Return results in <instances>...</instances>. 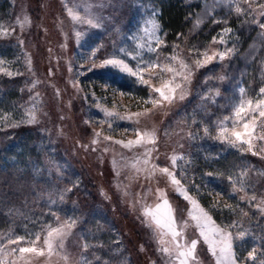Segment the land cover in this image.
I'll use <instances>...</instances> for the list:
<instances>
[{
  "label": "rangeland",
  "instance_id": "rangeland-1",
  "mask_svg": "<svg viewBox=\"0 0 264 264\" xmlns=\"http://www.w3.org/2000/svg\"><path fill=\"white\" fill-rule=\"evenodd\" d=\"M237 2L247 15L235 11ZM260 4H264V0H232L230 4L225 0H204L187 35L167 43L179 45L181 58L191 55L188 49L192 45L200 46L201 51L205 46L224 50L225 45L219 43V33L222 28H231L233 32L226 33L224 39L228 41V48H232L235 42V51L222 64L213 61L197 69L184 100L154 107L141 103L140 98H146L147 92L134 83L133 78L102 69H93L89 73L85 59L81 58L89 54L93 45L103 44L111 49L113 41L118 45L123 41L121 46L134 52L138 44L134 37L137 36L143 37L139 42L145 44V57L152 56L147 51L148 37L143 31L151 28L148 21L157 20V8L151 0H0V27L9 32L8 35L0 32V67L12 72L11 76L0 72V90L10 92L8 95L13 98L11 105L0 112V126L8 122L31 130L38 140L37 154L47 155L48 171L53 177L63 180L72 190L83 192L81 203L74 194L70 211L57 215L62 222L68 219V214L72 219L81 218L64 239L62 248L57 247L51 256L26 253L24 261H17V264H80L82 255L91 264H96L94 257L100 260V264L106 261L110 264H179L175 251L169 255L157 250L163 247L158 241L157 226L150 216L144 214L145 208H155L160 202L157 188L167 193L178 224L182 219H188L184 237L189 241L198 239L196 254L190 258L189 264H216L215 257L187 215L190 205L176 193L169 177L160 169L168 167L175 171L177 178L202 206L200 195H207L217 203L227 201L223 198L224 188L215 191V185L202 177V171H216L210 163L216 160L217 153L221 156L236 151L227 147L221 149L207 139L201 140L203 127L192 122L191 114L195 111L198 121L209 124V120L197 111L205 102L201 97L209 89L218 88L222 96H228L233 93L226 85L236 89L239 83L249 96H255L254 90L264 86V37L258 36L261 31L258 23H264ZM68 9L91 19L104 18L103 26L96 29L73 20ZM213 36L217 37L216 42L212 41ZM171 54V48L162 46L161 56ZM69 60L83 66L78 75L76 64L70 71ZM129 63L134 66L135 62L129 58ZM220 75L228 79L218 82L216 78ZM205 76L209 77L207 82ZM121 80L140 90H122L118 84ZM152 83L158 85L159 81L152 80ZM104 84L110 85L108 91H104ZM115 89L132 95H120V92L113 91ZM93 92L95 96L91 95ZM97 103L120 113L140 112L137 127L154 132L153 140L131 149L114 143L134 139L136 132L130 122L123 120H112L114 130L108 131L107 123L98 122L104 121L105 117L96 107ZM217 103L224 104L225 101L218 100ZM145 107L153 111L144 113ZM208 111L219 114L211 104H208ZM29 112L35 115V123H20ZM7 129L15 127L6 126ZM93 130L101 133L98 139L93 136ZM197 132L199 135L195 139L189 136V133ZM261 134H264L262 130L257 129L253 144L254 152H261L259 156L264 158V142L258 139ZM109 135L113 141L104 139ZM94 139L95 144L92 143ZM145 147L152 149L150 157L145 156ZM173 156L176 157L175 163ZM145 159H148L147 164ZM152 165L158 166L154 172L151 171ZM250 166L248 162L238 161L233 172L237 170L238 177ZM224 175H232V172ZM240 179L244 181L243 176ZM77 181L78 187H73ZM225 181L215 182L221 183L220 186L229 184L231 188V184ZM193 183L201 185V192L196 191ZM232 194L243 196L240 192ZM75 206L79 213L75 212ZM212 219L224 227L213 216ZM52 224L56 226L54 222ZM166 239L171 245V238ZM8 242L0 241L6 248ZM85 243L96 247L84 249ZM37 246H43L42 241L37 242ZM241 246L245 257L252 247L245 239ZM5 259L11 260L12 257L5 256Z\"/></svg>",
  "mask_w": 264,
  "mask_h": 264
},
{
  "label": "snow or ice",
  "instance_id": "snow-or-ice-1",
  "mask_svg": "<svg viewBox=\"0 0 264 264\" xmlns=\"http://www.w3.org/2000/svg\"><path fill=\"white\" fill-rule=\"evenodd\" d=\"M231 2L232 0H225V3L230 4ZM258 7L261 9V14L264 15V4H260ZM235 11L238 14L243 12L247 15V13L240 8L238 2L236 3ZM68 13L73 20H78L80 23L87 24L96 29H100L103 26L102 19L104 18L97 17L96 19H91L86 16H80L79 13H74L71 9H68ZM253 19H255V14H253ZM213 22L216 23L217 21ZM147 23L151 25V28H145L143 31L148 37L147 51L152 53V56L148 58L145 57V44L139 42L143 40L141 36L134 37V39L138 41L137 48L134 52L129 51L125 46H121L123 41H121L119 45L113 41L111 49H108L103 44H97L90 47V52L87 56H81L88 65L87 71L89 73H91L93 69H102L106 72L114 71L124 74L126 77L133 78L134 83L146 89L147 97L140 98L141 103L144 105L151 104L157 107L163 106L166 102L171 104L177 99L184 100L188 95V86L191 85L193 74L197 69L204 68L213 61L222 64L225 59L229 58L230 54L235 51V42L232 48H228V41L224 39V35L226 33H232L233 29L222 28L219 33V43L225 45L224 50H213L210 46H205L203 51H201L200 46L192 45L188 49L191 55H188L186 58H181L178 52L179 45L175 43L168 44L165 39L166 33L161 35L163 29L160 23L155 18ZM199 23L200 21L197 20V24ZM258 27L261 29L258 36L264 37V23H258ZM0 32L4 35L9 34L8 30L2 27H0ZM79 35L80 33L78 32L77 36ZM177 35L179 36L180 34L178 33ZM212 41L216 42L217 37L213 36ZM18 42L21 44L23 43L22 41ZM162 46L171 48L173 54L161 56ZM78 47H82V45L78 44ZM193 57H195V59H193ZM129 58L135 62L134 66L129 63ZM68 63L71 71L72 66L76 64V62L69 60ZM76 67V74L78 75L79 68L83 66L76 64ZM0 72H7V75H12L11 71L3 67H0ZM208 79V76L204 77L205 82H207ZM226 79H228V77L224 75H220L216 78L218 82H224ZM233 79L235 78L233 77ZM152 80L159 81V84H153ZM109 88L110 85H103L104 91H108ZM226 88L233 94L222 96L219 89L216 88L214 90L209 89L207 92H204L201 97L202 101L205 102L199 105L197 111H200L204 115V119L209 120V124H204L203 120L198 121L195 111L191 114L192 122L194 124L199 123L203 127V135L200 137L201 140L207 139L212 143L218 144L221 149L227 147L228 149L235 150L241 155L249 152L257 156L261 155V152H254L253 140L257 138L254 135L257 129L262 130V133H264V86L259 87L258 90H254L255 96H249L246 88L239 83L236 89H233L230 84L226 85ZM113 91L120 92V95H132V93H126L120 89H115ZM91 95L95 96V93L93 92ZM197 95L199 96L200 93L198 92ZM86 98L85 96V99ZM218 100H224L225 103L219 104L217 103ZM208 104L217 108L219 114L209 112ZM96 107L103 112L105 117L104 121L98 122L107 123L108 131L114 130L111 125L112 120H123L130 122L132 130L136 132L135 138L128 139L127 141L123 139L113 141V137L110 135L104 137L105 140L113 141L129 149L134 145H142L145 141L153 140L155 135L154 132L141 130L137 127L139 124L138 118L141 116L140 112L133 113L126 111L120 113L107 109L99 103L96 104ZM143 111L144 113H149L153 111V109L145 107ZM5 123L7 127L19 126L18 124ZM20 123H35V115L29 112L27 118ZM42 131L46 132L47 130ZM124 131L127 132L128 129L125 128ZM100 135L101 133L99 131L93 130L94 137L98 139ZM196 135H199V132L195 134L189 133V136L193 139L196 138ZM258 139L264 142V134H261ZM96 142V139L92 140L93 144ZM82 147H87V145H82ZM105 151H107V149H105ZM151 151L152 149L145 147V156L150 157ZM216 159H219V153H217ZM175 160L176 157L173 156V163H175ZM144 162L147 164L148 159H145ZM157 168V165H152L151 171L154 172ZM160 171L169 177L171 184L175 187L176 193L182 196L190 205L187 215L194 222V227L198 231L199 236L202 237L203 241L207 244L209 252L215 257L216 264H243V261H251L252 264H255L257 258V248L255 246H253L251 251L247 252V256L242 259L234 250V241L243 245L245 237L249 234L247 230L237 231L235 233L229 231V229L234 227H240L239 220H233L224 227L217 225L212 219L210 212L200 204L198 199L189 193L187 187L177 178L175 171L170 170L168 167H164L160 169ZM182 175H184V173H182ZM243 175L244 173L241 172L238 177L234 178L232 175L225 176L222 172L202 173V177L207 180L209 184L213 180H227V182L231 184V193L244 191L247 185L240 179ZM238 183L241 185L240 188H237ZM78 185V181L74 182L73 187H78ZM204 186L208 187V184ZM193 187L198 193L201 192V185L193 183ZM250 190L254 193L255 186L253 185ZM70 191H72L71 188L62 189L60 200L63 201V195ZM156 192L160 202L156 204L155 208H145L144 214L150 216L151 220L154 221L157 226L156 232L158 241L160 245H163V247H159L157 250L169 255H172L175 251L178 253L175 258L179 260V264H189L190 258H193L196 254L198 239L194 238L189 241L184 237V229H186L189 224L188 219H182L180 224H178L174 214L175 210L170 204L165 190L157 188ZM216 194L220 195V193ZM239 199H247L249 203L257 201L255 194L250 197L240 196ZM209 207L215 209L217 207L216 202L210 204ZM254 207L259 212L264 213V196L254 204ZM232 210L235 211L236 209ZM240 211L242 212V209ZM51 215L56 224L55 227L51 222L47 224L41 222L39 230L30 231L25 229V235H16L14 241L10 240L8 242L9 247L6 248L4 243H0V264H17V261L22 262L25 259L26 253H47L48 256H51L57 247L62 248L64 239L72 228L75 227L77 220L81 218L77 217L76 219H72L71 214H68V219L62 222L55 213H51ZM166 237L171 238V245H169V241ZM40 241H42L43 246L38 247L37 242ZM21 244L24 246L21 247ZM90 247L95 248L96 246L89 245L88 243L83 245L84 249H89ZM260 255H264V248L260 249ZM5 256H11L12 259L6 260ZM65 259H67V257H65ZM94 259L96 260V264H100L98 258L94 257ZM80 264H91V262L83 258L82 255ZM104 264H110V262L106 261ZM261 264H264V261H261Z\"/></svg>",
  "mask_w": 264,
  "mask_h": 264
},
{
  "label": "trees",
  "instance_id": "trees-1",
  "mask_svg": "<svg viewBox=\"0 0 264 264\" xmlns=\"http://www.w3.org/2000/svg\"><path fill=\"white\" fill-rule=\"evenodd\" d=\"M151 2L157 8V21L163 33H166V41L175 42L187 35L204 0H151ZM118 84L122 90L126 88L127 91L140 90L137 86L126 85L124 80L119 81ZM9 93L0 90V112L13 101ZM37 143L34 133L23 128V125L12 130H6L5 124L0 126V241H10L15 239L16 235H25V229L39 230L41 222L53 223L51 213L60 216L70 211L74 194L78 203L83 201V192L77 191L79 189L64 194L63 201L60 200L62 189L69 186L63 180L55 179L52 172L48 171L49 160L46 154H37L39 153L36 150ZM238 161L251 164L249 169L244 170L243 177L247 186L240 193L248 197L255 194L257 201L249 203L247 199L240 200L239 195L235 196L230 192L231 188L226 184L227 180L225 186H220L221 183H216V180L212 181L215 191L220 192V189L224 188L223 198L227 200L226 202H216L217 207L212 209L209 206L215 201H211L207 195H200L199 199L218 223L225 226L233 220L240 221V227L231 230L233 232L247 230L249 234L245 240L251 247L257 248L255 264H261V261H264V255H260V249L264 248V216L254 204L258 202L260 196H264V158L231 151L222 154L210 164H212L211 168L216 169L213 172L226 174L232 172V176L236 177L238 172L237 170L233 172V169ZM204 172L211 170L203 169L202 173ZM253 185L254 193L250 190ZM77 208L75 206V212L79 213ZM235 249L242 259L244 253L238 242L235 243ZM245 264L252 262L245 261Z\"/></svg>",
  "mask_w": 264,
  "mask_h": 264
}]
</instances>
